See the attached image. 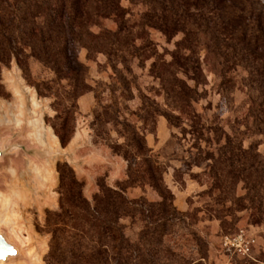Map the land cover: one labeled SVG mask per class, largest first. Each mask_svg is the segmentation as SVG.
<instances>
[{
	"label": "rangeland",
	"instance_id": "374dc122",
	"mask_svg": "<svg viewBox=\"0 0 264 264\" xmlns=\"http://www.w3.org/2000/svg\"><path fill=\"white\" fill-rule=\"evenodd\" d=\"M166 3L176 14L177 4ZM120 7L123 23L101 19L89 30L117 41L114 50L126 54V63L111 64L75 45L91 91L74 103L81 76L58 75L27 54L1 70L0 133L14 129L26 148L0 166V231L19 242L18 233L26 244L16 264H45L46 221L59 212L58 165L73 172L91 204L99 180L125 189L137 213L120 224L136 264H185L200 257L203 264H264V86L254 82L259 61L211 23L192 17L168 38L159 24L142 22L147 8L139 1L120 0ZM176 51L186 59L184 71L171 66ZM189 57L196 70L186 72ZM57 114L71 122L65 147L53 130ZM137 136L151 155L121 148L137 144ZM148 155L171 195L164 206L137 172ZM240 231L256 240L254 261L221 247L224 237ZM145 234H164L161 245Z\"/></svg>",
	"mask_w": 264,
	"mask_h": 264
},
{
	"label": "trees",
	"instance_id": "16d2710c",
	"mask_svg": "<svg viewBox=\"0 0 264 264\" xmlns=\"http://www.w3.org/2000/svg\"><path fill=\"white\" fill-rule=\"evenodd\" d=\"M147 12L142 17L150 27H157L168 38L179 33L192 17L211 23L226 32L228 39L242 51L259 61L254 82L264 86V2L262 0H137ZM166 2L176 5L175 13ZM180 13V14H178ZM115 18L123 23L120 0H0V82L1 70L10 65L12 58L19 62V55H26L48 66L54 73L83 77L74 82L71 100L83 92L91 91L84 82L86 70L78 62L74 46L79 45L88 54H103L111 64L126 63L121 50H114L115 42L101 39L89 30L101 19ZM121 35L120 30L114 35ZM172 54V65L181 71L186 59ZM193 58L188 59L186 72L195 71ZM190 65H193L190 68ZM116 70L115 66H112ZM184 71V69H183ZM66 76V77H67ZM177 95V91L171 88ZM53 126L62 147L72 137L70 120L57 114ZM137 144H124L121 148H137L138 154L150 152L144 139L137 136ZM134 144V143H133ZM120 148V147H119ZM151 155V154H150ZM144 156L138 169L151 182L164 202L171 197L162 184V170L153 156ZM127 160V155L122 156ZM59 212L49 214L45 231L50 235L45 264H136L137 255L125 237L120 224L122 218L137 213L123 188H110L104 180L97 182L98 193L92 204L82 196V184L66 165H58ZM128 178L134 179L130 167ZM141 179V178H139ZM166 204V203H165ZM164 234H145L149 241L161 245ZM148 241V242H149ZM147 243V242H146ZM150 243V242H149ZM204 257L185 264H203Z\"/></svg>",
	"mask_w": 264,
	"mask_h": 264
},
{
	"label": "water",
	"instance_id": "95a60500",
	"mask_svg": "<svg viewBox=\"0 0 264 264\" xmlns=\"http://www.w3.org/2000/svg\"><path fill=\"white\" fill-rule=\"evenodd\" d=\"M1 123L0 126L2 125ZM3 125L10 126L11 122L10 124L5 122ZM13 130L8 129L7 132L0 133V166L9 159L20 158L25 152V146L17 142V137L12 132ZM24 255V248L19 242L10 233L7 234L0 231V263L16 264Z\"/></svg>",
	"mask_w": 264,
	"mask_h": 264
},
{
	"label": "built area",
	"instance_id": "2783aa9c",
	"mask_svg": "<svg viewBox=\"0 0 264 264\" xmlns=\"http://www.w3.org/2000/svg\"><path fill=\"white\" fill-rule=\"evenodd\" d=\"M221 247L224 252L245 259L254 261V249L256 248V240L253 235L246 234L243 231L226 236L222 239Z\"/></svg>",
	"mask_w": 264,
	"mask_h": 264
},
{
	"label": "bare ground",
	"instance_id": "6f19581e",
	"mask_svg": "<svg viewBox=\"0 0 264 264\" xmlns=\"http://www.w3.org/2000/svg\"><path fill=\"white\" fill-rule=\"evenodd\" d=\"M10 208V207H9ZM17 234V239L19 240V242H20V245L23 247V248H26V244L24 243V242H22V240L20 239V237L18 236V233H16ZM27 243V242H26ZM24 251H26V250H24ZM28 254V253H27ZM1 264V263H0Z\"/></svg>",
	"mask_w": 264,
	"mask_h": 264
}]
</instances>
